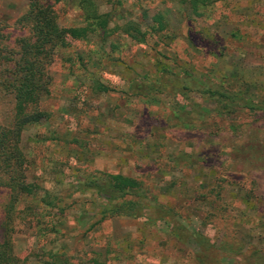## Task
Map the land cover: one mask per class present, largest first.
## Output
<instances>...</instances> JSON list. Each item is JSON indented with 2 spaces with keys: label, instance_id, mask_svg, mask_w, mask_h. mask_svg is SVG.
<instances>
[{
  "label": "rangeland",
  "instance_id": "374dc122",
  "mask_svg": "<svg viewBox=\"0 0 264 264\" xmlns=\"http://www.w3.org/2000/svg\"><path fill=\"white\" fill-rule=\"evenodd\" d=\"M25 2L0 0V18L12 21ZM259 2L213 0L200 15H188L186 0H124L134 18L141 8L146 19L164 9V28L145 42L111 37L115 50L98 49L96 35L58 50L80 53L87 66L72 73L60 58L53 61L50 115L22 132L27 176L39 185L14 220V252L29 264H48L47 250L57 262L70 257L75 264H197V251L209 264H244L259 254L264 264V111L243 104L217 110L207 93L181 86L189 78L194 85L221 83L244 92L249 104L264 101ZM70 3L59 7L60 22L80 21ZM90 73L109 90L93 89ZM131 80L140 90L132 91ZM4 107L0 100V120L8 118ZM91 170L142 179L140 214L101 218L114 205L76 185ZM6 195L0 188V217Z\"/></svg>",
  "mask_w": 264,
  "mask_h": 264
},
{
  "label": "trees",
  "instance_id": "16d2710c",
  "mask_svg": "<svg viewBox=\"0 0 264 264\" xmlns=\"http://www.w3.org/2000/svg\"><path fill=\"white\" fill-rule=\"evenodd\" d=\"M69 1L78 11L79 22L59 21V7L67 5ZM123 1L26 0L23 8L12 21L8 22L0 18V100L5 105L4 112H8V118L0 120V188L7 191L0 217V264H29L26 255L14 252L12 241L14 220L24 213L27 209L25 207L30 206L26 196L33 194L39 185L36 180L28 179L27 169L31 161L26 157L21 138L26 128L39 125L50 115V111L45 107V99L55 91L56 78L51 73L52 63L56 58H60L63 66L72 73L77 67L87 66V61L80 58V53L74 54L72 51L58 56V50L71 46L73 40L91 41L92 35H96L99 39L98 49H104L108 44L110 49L115 50L118 47V40H110L111 37L127 35L132 40L145 42L147 37L154 35L165 26L164 9L155 7L149 19H146L145 9L141 8V16L134 18L130 16L129 10L121 7ZM212 1L186 0L187 14L200 15ZM100 2L108 3L109 8L102 9ZM120 7L123 10L119 11ZM161 71H169V68L162 66ZM90 79L93 89L109 90L107 83L98 76L92 74ZM189 81L183 82L181 86L188 91L207 93L220 107L216 108L217 110H227L228 106L243 104L241 107L243 106L244 109L255 105L264 111L263 99L249 104L244 92L234 88L228 89L227 85L221 83L216 86L208 83L194 85L193 79L189 78ZM132 85L133 80L130 82L132 91L140 90L139 86L135 89ZM140 93L145 94L146 91ZM76 181L80 190L91 188L99 199L114 205L104 209L101 218H105L106 215H138L141 212L135 197L143 181L136 176L121 172L91 170L85 171L84 177H79ZM218 186L219 183L216 187ZM21 200L23 205L18 207ZM52 225L48 224L47 229H54ZM176 228L173 227L172 230L176 232ZM193 231L191 232L194 233L195 239L201 237ZM201 238V244L204 242L205 245L211 244L209 241L207 243L206 238ZM220 246L224 250L230 248L223 243ZM39 247H42V244ZM47 251L48 264H75L74 259L70 257L63 259L62 263L57 262L54 251ZM193 257L197 264H209L204 254L199 251L195 252ZM258 259L244 264H261L260 254Z\"/></svg>",
  "mask_w": 264,
  "mask_h": 264
},
{
  "label": "crops",
  "instance_id": "0c3cea01",
  "mask_svg": "<svg viewBox=\"0 0 264 264\" xmlns=\"http://www.w3.org/2000/svg\"><path fill=\"white\" fill-rule=\"evenodd\" d=\"M254 1H257L258 2V0H254ZM259 1H260L259 3L264 4V0H259Z\"/></svg>",
  "mask_w": 264,
  "mask_h": 264
}]
</instances>
